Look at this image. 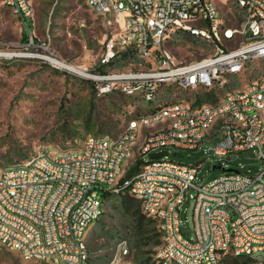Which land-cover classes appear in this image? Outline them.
<instances>
[{"label":"built area","instance_id":"1","mask_svg":"<svg viewBox=\"0 0 264 264\" xmlns=\"http://www.w3.org/2000/svg\"><path fill=\"white\" fill-rule=\"evenodd\" d=\"M1 1L22 22L34 18L35 0ZM85 3L119 28L105 44L101 71H80L46 53L32 37L24 52L13 56L80 77L99 98H140L141 108L148 107L128 120L117 139L89 135L77 150H46L2 170L0 248L17 253L24 264H91L89 230L103 217L106 199L128 193L160 224L162 244L154 264H226L227 255L264 264V77L225 91L249 64L264 62V0ZM176 32L212 52L176 63L165 46ZM128 60L135 64L124 69ZM175 89L226 95L197 106L162 98ZM219 136L215 147L203 148ZM170 149L204 151L221 163L251 151L262 165L254 174L222 167L223 176L201 183L203 164L173 161ZM139 162L140 172L121 187ZM191 204L190 229L183 214Z\"/></svg>","mask_w":264,"mask_h":264},{"label":"rangeland","instance_id":"2","mask_svg":"<svg viewBox=\"0 0 264 264\" xmlns=\"http://www.w3.org/2000/svg\"><path fill=\"white\" fill-rule=\"evenodd\" d=\"M224 14L231 18L228 8ZM118 30L113 18L93 13L85 0H35L29 37L43 44L46 53L68 64L101 71L99 62L105 44L117 35ZM24 31V22L0 0V54L12 55L0 56V173L15 164L30 161L46 150H77L89 135L117 139L128 120L148 107L143 103L144 109L141 108L140 98L118 94L99 98L91 84L80 77L55 69L41 60L16 58L14 53L24 52ZM165 46L178 64L201 59L212 52L209 45L179 32L174 33ZM133 64L128 60L123 67L130 69ZM263 77L264 62L251 63L239 79L228 83L225 91H230L229 86L232 90L241 89ZM174 93L162 94V98L197 106L199 99L214 103L226 95L176 89ZM221 139L219 136L203 148H213ZM253 156L251 151L244 152L221 163L204 151H168V157L173 161L187 165L202 163L201 183L211 182L228 170L258 172L262 164ZM220 166L225 171L213 170ZM186 214L191 229L192 204L183 214L184 218ZM158 228V222L144 213L137 198L126 199V194L109 197L105 201L103 217L87 235L91 264H154V256L161 246L158 243L162 240ZM234 258L230 255L226 264H234ZM0 264L24 263L17 253L0 248ZM236 264L260 263L240 259Z\"/></svg>","mask_w":264,"mask_h":264},{"label":"trees","instance_id":"3","mask_svg":"<svg viewBox=\"0 0 264 264\" xmlns=\"http://www.w3.org/2000/svg\"><path fill=\"white\" fill-rule=\"evenodd\" d=\"M24 25L26 26V31L23 32V42L26 43L28 42V39H29V34H31V31H32V20H29V21H26L24 23ZM197 103L199 105L203 104L204 101L202 99H199L197 101ZM141 162L137 163L134 167H132L128 173L126 174V177L124 180H122L121 182V187H124L125 186V183L127 181H130L133 177H135L139 172H140V169H141ZM131 195H129L128 193H126V199L129 198ZM156 221V220H155ZM158 222V221H157ZM159 224V222H158ZM159 227H160V224H159ZM158 231H159V237L162 238V232H161V228H158ZM162 244V240L159 241L158 245H161ZM230 255H227V258L225 260V262L227 263V259ZM234 264H236V262H238L240 259H246L244 257H238V256H234ZM250 260V259H249Z\"/></svg>","mask_w":264,"mask_h":264},{"label":"bare ground","instance_id":"4","mask_svg":"<svg viewBox=\"0 0 264 264\" xmlns=\"http://www.w3.org/2000/svg\"><path fill=\"white\" fill-rule=\"evenodd\" d=\"M74 66V68H76V69H80V71H85V70H87V69H85V68H82V67H80V66H77V65H73Z\"/></svg>","mask_w":264,"mask_h":264},{"label":"water","instance_id":"5","mask_svg":"<svg viewBox=\"0 0 264 264\" xmlns=\"http://www.w3.org/2000/svg\"><path fill=\"white\" fill-rule=\"evenodd\" d=\"M216 169H222V167H214L213 170H216ZM223 170V169H222ZM228 172H235L233 170H228Z\"/></svg>","mask_w":264,"mask_h":264}]
</instances>
